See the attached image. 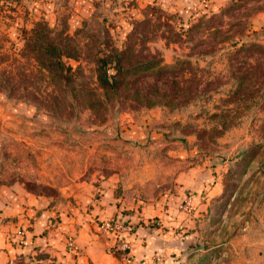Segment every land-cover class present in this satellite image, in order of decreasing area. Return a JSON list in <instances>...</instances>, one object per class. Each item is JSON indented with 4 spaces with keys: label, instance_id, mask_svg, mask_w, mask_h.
Listing matches in <instances>:
<instances>
[{
    "label": "rangeland",
    "instance_id": "rangeland-1",
    "mask_svg": "<svg viewBox=\"0 0 264 264\" xmlns=\"http://www.w3.org/2000/svg\"><path fill=\"white\" fill-rule=\"evenodd\" d=\"M192 166L217 188L186 215ZM109 176L154 264H264V0H0V184L67 206Z\"/></svg>",
    "mask_w": 264,
    "mask_h": 264
},
{
    "label": "crops",
    "instance_id": "crops-1",
    "mask_svg": "<svg viewBox=\"0 0 264 264\" xmlns=\"http://www.w3.org/2000/svg\"><path fill=\"white\" fill-rule=\"evenodd\" d=\"M202 170L192 166L179 173L176 180L184 192L183 201L190 192L192 203L197 204L203 198V187L210 192L217 188V182L209 183H213L212 175ZM115 181L114 177L104 178L95 197L87 194L89 185L84 186L90 187L88 190L77 189L73 194L76 199L67 206L53 203L50 196L28 191L20 183L0 184V264H139L141 258L151 259L156 231L135 222L139 214L128 210L140 199L116 195ZM144 209L145 216L162 213L152 203ZM182 211L186 215L189 212L186 207ZM108 218L128 220L125 223L132 226L122 236L130 243V260H125L124 252L117 248L120 237L98 228L97 220ZM113 247L119 251L117 254Z\"/></svg>",
    "mask_w": 264,
    "mask_h": 264
},
{
    "label": "built area",
    "instance_id": "built-area-1",
    "mask_svg": "<svg viewBox=\"0 0 264 264\" xmlns=\"http://www.w3.org/2000/svg\"><path fill=\"white\" fill-rule=\"evenodd\" d=\"M184 202L186 204L187 209L190 211V209L193 208L192 195L188 194ZM98 228L103 231H109L116 235V237H120V241L117 245V248L121 249L124 252L125 260L131 259L132 253L130 252V243L127 239H124L122 237L125 232L131 230L132 226L130 224L122 222L118 219L108 218L105 220H101L98 223ZM139 264H154V261L148 258H141Z\"/></svg>",
    "mask_w": 264,
    "mask_h": 264
},
{
    "label": "trees",
    "instance_id": "trees-1",
    "mask_svg": "<svg viewBox=\"0 0 264 264\" xmlns=\"http://www.w3.org/2000/svg\"><path fill=\"white\" fill-rule=\"evenodd\" d=\"M50 47L52 48L51 49V52L52 53H54V55L56 54V56H57V58L56 57H54L53 58V61L55 62V63H57V64H59V65H63L64 64V62L62 61V59H61V56H62V52H60V51H58L57 50V47L56 46H54V45H50ZM120 65H121V62H117L116 63V65H115V69H116V72L117 71H119V68H120ZM116 72H112V84H113V82L115 81V78H116ZM110 72H109V69H108V67H106V66H104V69H103V71H102V73H99L100 75H99V78H100V81L102 82V84H106V83H109L110 81H109V77H110V74H109ZM116 74V75H115ZM243 77H238V80L240 81L241 79H242ZM238 81V82H239ZM190 193V192H189ZM188 193V194H189ZM187 194V195H188ZM116 195H117V193H116ZM186 195V196H187ZM192 199H193V195H192ZM185 200V199H184ZM192 206L194 207V204L192 203ZM112 219H116V218H112ZM100 222V220L98 221L97 220V224ZM122 222H129L128 220L127 221H122ZM130 223H132V222H130ZM117 236H119V235H117ZM128 240V239H127ZM129 242V241H128Z\"/></svg>",
    "mask_w": 264,
    "mask_h": 264
}]
</instances>
